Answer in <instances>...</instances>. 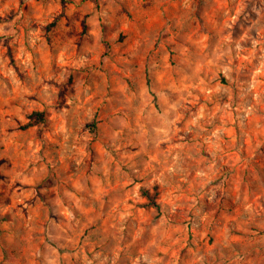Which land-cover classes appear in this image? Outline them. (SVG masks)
I'll use <instances>...</instances> for the list:
<instances>
[{
    "label": "clouds",
    "instance_id": "9594fccd",
    "mask_svg": "<svg viewBox=\"0 0 264 264\" xmlns=\"http://www.w3.org/2000/svg\"><path fill=\"white\" fill-rule=\"evenodd\" d=\"M264 0H0V264H264Z\"/></svg>",
    "mask_w": 264,
    "mask_h": 264
},
{
    "label": "rangeland",
    "instance_id": "374dc122",
    "mask_svg": "<svg viewBox=\"0 0 264 264\" xmlns=\"http://www.w3.org/2000/svg\"><path fill=\"white\" fill-rule=\"evenodd\" d=\"M261 147L264 148V145H262Z\"/></svg>",
    "mask_w": 264,
    "mask_h": 264
}]
</instances>
